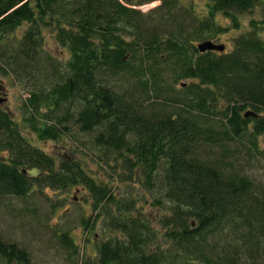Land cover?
<instances>
[{"label": "trees", "instance_id": "16d2710c", "mask_svg": "<svg viewBox=\"0 0 264 264\" xmlns=\"http://www.w3.org/2000/svg\"><path fill=\"white\" fill-rule=\"evenodd\" d=\"M135 1L0 0V95L4 83L28 86L14 118L0 98V153H7L0 200L83 190L91 215L81 227L91 234L102 217L111 237L80 264H259L264 194L200 152L218 149L224 157L230 143L243 141L257 152L264 135V0H207L199 20L192 6L182 8L191 14L187 28L173 18L180 0H143L160 2L151 18L131 8ZM253 14L258 19L227 52L223 45V52L199 53L191 43L240 30L239 18ZM218 15L230 28L216 25ZM44 32L66 58L42 50ZM184 80L190 84L174 92ZM247 111L259 118H244ZM76 134L93 135L89 160L75 157L79 141L56 159L31 140L57 143ZM145 191L156 194L150 204ZM144 206L159 210L154 222ZM56 238L68 263L78 264L71 230ZM0 260L29 264L25 249L1 239Z\"/></svg>", "mask_w": 264, "mask_h": 264}, {"label": "rangeland", "instance_id": "374dc122", "mask_svg": "<svg viewBox=\"0 0 264 264\" xmlns=\"http://www.w3.org/2000/svg\"><path fill=\"white\" fill-rule=\"evenodd\" d=\"M143 0H136L130 5L132 9L138 10L143 18L156 17L155 12L159 1L141 4ZM207 0H180L179 8L174 11L173 18L176 22L182 26H190L191 14L186 12V9H190L192 6L194 9V16L199 20L205 15V4ZM185 10H183V9ZM251 18L258 19L257 14L242 15L240 19V30H230L225 33L214 36L212 40H196L192 39L191 43L196 47L197 44L202 41H211L215 44H222L225 46V51L231 50V45L235 38L245 33L248 30L247 23ZM218 21L216 25H220L222 28H230L229 21L218 15L216 17ZM150 22V21H148ZM155 23V22H152ZM150 22V25L152 24ZM171 26L174 25L170 23ZM45 34V45L43 51L49 55H52L56 60H63L65 56L62 54V50L55 44L48 32ZM264 34V33H263ZM262 34V35H263ZM60 58V59H59ZM165 71L164 81L171 84V78L168 76L167 66L162 67ZM168 84V85H169ZM180 84H190V81H178L174 86V92L180 91ZM118 85L122 87H128L126 82H118ZM3 90L5 96L0 95V98L6 99L3 109L11 112L14 116H18L21 102L27 97L26 90L28 86L24 82H8L4 83ZM145 107L150 108V103L145 104ZM73 130V129H72ZM71 130V131H72ZM75 133L72 131V134ZM93 135H80L76 134L74 139L72 135H68L61 142H37L34 138H31L32 144L43 150L44 152L52 155L54 158L68 154V149L73 147V144L81 145L79 152L75 153L76 158H82L89 160V156H92L88 152V146L91 145V139ZM264 135L260 136L257 140V152L249 148V144L246 141L234 142L228 145V153L222 157L218 149H205L200 152V157L203 160H216L218 159L219 165L228 172L234 171L239 175L247 177L254 188V191L264 194ZM7 158V153H0V159ZM93 169L95 166H90ZM161 172V171H160ZM137 191V188H134ZM147 196L146 201H153L156 196L155 193L145 191ZM264 198V195H262ZM88 196L85 192L78 189H72L69 192L44 189L43 193L34 192L25 199L4 198L0 200V239L4 242H14L21 248L25 249L29 256V264H69L67 261V255L60 246L56 234L64 229L71 230V234L74 236L75 243L80 249L79 255L76 258L78 264L86 259V254L95 255V245L101 241H105L111 237L109 232H104L102 218L98 220L95 228L91 234L86 235L83 228L80 225V220L87 218L91 215L90 204ZM86 201V202H85ZM55 207V208H54ZM158 208V207H157ZM158 209L153 207L144 206V212L154 222ZM85 239L88 241L85 242ZM264 242V239L261 240ZM86 248V249H84ZM86 251V252H85ZM75 260V261H76ZM259 264H264V257L260 259ZM172 264H187L184 260L178 258L175 261H171ZM0 264H5L0 260ZM193 264V263H192Z\"/></svg>", "mask_w": 264, "mask_h": 264}, {"label": "water", "instance_id": "95a60500", "mask_svg": "<svg viewBox=\"0 0 264 264\" xmlns=\"http://www.w3.org/2000/svg\"><path fill=\"white\" fill-rule=\"evenodd\" d=\"M196 49L199 53H205V52H223L224 46L223 45H217L210 41H204L199 44H197ZM244 118H252L257 119L259 118L257 114L247 111L244 113ZM264 144V141H263ZM193 225V224H192Z\"/></svg>", "mask_w": 264, "mask_h": 264}]
</instances>
